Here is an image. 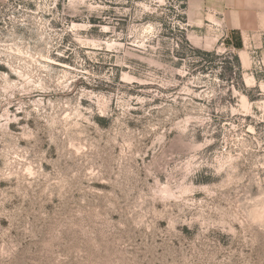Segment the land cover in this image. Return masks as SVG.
<instances>
[{"label": "rangeland", "instance_id": "rangeland-1", "mask_svg": "<svg viewBox=\"0 0 264 264\" xmlns=\"http://www.w3.org/2000/svg\"><path fill=\"white\" fill-rule=\"evenodd\" d=\"M188 0H0V264H264V70Z\"/></svg>", "mask_w": 264, "mask_h": 264}, {"label": "crops", "instance_id": "crops-1", "mask_svg": "<svg viewBox=\"0 0 264 264\" xmlns=\"http://www.w3.org/2000/svg\"><path fill=\"white\" fill-rule=\"evenodd\" d=\"M194 10H206L222 25L224 42L236 53L240 67L264 70V0H188Z\"/></svg>", "mask_w": 264, "mask_h": 264}]
</instances>
